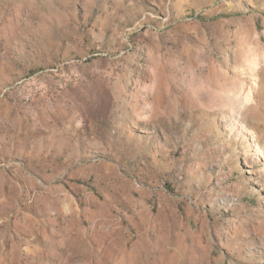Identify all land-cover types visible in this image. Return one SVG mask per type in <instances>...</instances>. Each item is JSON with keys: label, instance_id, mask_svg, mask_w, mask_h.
<instances>
[{"label": "rangeland", "instance_id": "1", "mask_svg": "<svg viewBox=\"0 0 264 264\" xmlns=\"http://www.w3.org/2000/svg\"><path fill=\"white\" fill-rule=\"evenodd\" d=\"M0 264H264V0H0Z\"/></svg>", "mask_w": 264, "mask_h": 264}]
</instances>
